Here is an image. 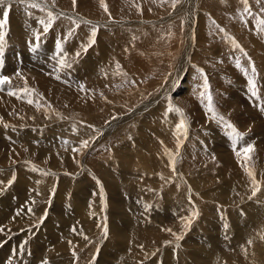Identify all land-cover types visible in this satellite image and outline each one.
Segmentation results:
<instances>
[{"label": "rangeland", "instance_id": "374dc122", "mask_svg": "<svg viewBox=\"0 0 264 264\" xmlns=\"http://www.w3.org/2000/svg\"><path fill=\"white\" fill-rule=\"evenodd\" d=\"M37 2L45 10L16 0H5L3 6L9 9V17L0 76L10 77V84L0 88V211H4L0 251L7 254L1 260L9 264H103V257L110 264H200V260L202 264H264V226L253 227L254 216L264 209V145L261 149L255 144L264 143V25L259 23L264 20V0H248V12L243 0H179L175 7L173 0H104L107 12L100 0H76L75 7L72 0H55L54 5L53 0ZM49 10L57 19L42 35L39 47L30 51L33 33L43 32L39 21H47ZM57 41L70 67L57 63ZM197 69L203 70V77ZM205 77L207 93L223 121L213 118L206 98L200 95L205 91ZM249 78L256 82L255 95ZM8 87L17 94L9 96ZM181 119L186 131L176 128ZM225 122L243 135V143L233 144ZM82 140L90 146L81 149ZM222 141H227L229 150L225 145V150L218 148ZM247 144L254 148L251 158L237 156ZM246 168L260 187L255 196ZM9 180H13L11 185ZM193 212L198 215L185 227L184 219ZM48 219L53 224L58 221L60 230L69 235L62 239L68 242L65 251L42 247ZM173 233L182 238L177 241ZM227 233L229 239L223 245L228 248L215 244ZM108 241L115 248L118 245L122 255L109 250ZM199 245L210 257L193 256ZM10 248H19V254L12 251V258ZM103 250L119 256L114 255L116 260L106 257ZM224 252L230 255L219 259ZM24 254L26 258L17 262Z\"/></svg>", "mask_w": 264, "mask_h": 264}, {"label": "snow or ice", "instance_id": "6c2138e0", "mask_svg": "<svg viewBox=\"0 0 264 264\" xmlns=\"http://www.w3.org/2000/svg\"><path fill=\"white\" fill-rule=\"evenodd\" d=\"M17 3L26 6L28 8H32V9H41V10H45V6L42 2H37V0H16ZM261 0H257V3H260ZM73 6L75 7L76 5V0H72ZM179 3V0H173L172 6L175 7L176 4ZM243 3L245 5L244 7V11L248 12L249 8H248V0H243ZM55 4V0H53V5ZM5 5V0H0V11H2V18H0V56L3 55V51H4V41H5V35L6 33L4 32V28L5 25L8 23V17H9V9L7 7H3ZM100 6L102 8H104L105 12L108 11L107 5L104 3V0H100ZM264 10V9H262ZM111 18V17H110ZM57 19L56 15H54V13L52 11H47V21L45 22L44 20L39 21L40 24L43 25V32H34V40L35 43L30 45V51H35L38 47H39V41L41 40L42 35H45L49 32V30L52 28L53 23L55 22V20ZM75 23V22H74ZM85 23H88L87 21H85ZM259 23L261 25H264V20H260ZM262 31H264V29H261ZM96 34V29L95 27L92 28V32L91 35L94 38ZM69 35H71V33H69ZM94 42L93 40H90V44ZM233 43H235L233 41ZM236 47H239V45L237 44ZM55 49H56V53L57 56L59 57L57 60V63L61 66V67H70L71 65L66 61V59L64 58V56L66 54H63V49H62V45L60 43V41H57L55 44ZM77 55H79V53H77ZM0 63H2V61H0ZM117 67H119V65H117ZM237 67H239V61H237ZM197 71L200 73V75L203 77L204 73L202 69H197ZM256 69L253 66L252 67V72L255 73ZM17 76H20L21 74L19 72L16 73ZM10 84V77L8 76H0V88H2V86ZM248 84L250 85V87L252 88V94L255 95V89H256V82L252 79L249 78L248 80ZM81 88L83 90V85H81ZM203 89L205 91H202L200 93L202 98H206L207 100V111L212 113V116L214 119H218L223 121L224 117L222 116H218L217 113L214 110L213 107V101H212V96L210 93H207V89H208V83H207V78H204V84H203ZM207 93V94H206ZM7 94L9 96H14L17 93L15 91H13L11 88H9ZM19 98V97H18ZM28 103H33L32 100H29ZM169 110H172V105H169ZM175 111L180 114L181 116L183 115L182 110L179 108H175ZM226 123V127H228L231 130V134L233 135V143L235 144L237 141L242 140L243 139V135L240 134L239 132H237V130L234 128L233 125H231L230 123ZM5 127H7V125H5ZM177 130H181L184 129L186 131V124L185 121L183 119L180 120V122L176 125ZM89 141L88 140H82L80 142V148L84 149L89 147ZM177 147L179 148V143L177 145ZM72 151L77 152L79 151V149L77 148H73ZM254 151L253 145L252 144H247L246 146H243L239 149V151H237V156H240L241 154H243L245 156V158L250 159V153H252ZM174 159V158H172ZM33 170H36L35 168ZM247 174L249 175V177L252 179V184L254 185L253 190H252V196H255L256 193L260 190L259 184L257 183V181L254 178V174L249 171L247 168L245 169ZM14 179V178H13ZM13 183V180H9L8 181V185H11ZM251 198V197H250ZM29 212L32 211L31 208L28 209ZM198 215V213L193 212L190 216V218L184 219V224L185 227H189L192 223V220L195 219V217ZM43 220V217L41 218V221ZM225 227H227V225H225ZM3 229L0 228V232H2ZM73 231H76V229L74 228ZM168 231H171L170 229ZM104 235H107V226L105 225L104 227ZM174 236H176V240H180L182 237L177 235L176 233H173ZM86 239V237H85ZM71 243V242H69ZM166 244L169 242H165ZM249 243H251V241H249ZM42 264H47V261H43Z\"/></svg>", "mask_w": 264, "mask_h": 264}, {"label": "bare ground", "instance_id": "6f19581e", "mask_svg": "<svg viewBox=\"0 0 264 264\" xmlns=\"http://www.w3.org/2000/svg\"><path fill=\"white\" fill-rule=\"evenodd\" d=\"M12 9H13V8H12ZM18 13H19V12H18ZM14 18H15V17H14ZM18 18H19V17H18ZM25 18H26V17H25ZM15 19H16V18H15ZM27 19H28V18H27ZM12 20H13V19H12ZM20 20H21V19H20ZM18 21H19V20H18ZM23 21H24V20H23ZM13 23H14V22H13ZM15 26H16V25H15ZM21 26H22V25H21ZM16 27H17V26H16ZM18 50H19V49H18ZM40 56H41V55H40ZM25 57H26V56H25ZM25 57H24V58H25ZM99 59H102V58H99ZM44 64H45V63H44ZM36 77H37V76H36ZM39 77H40V76H39ZM45 77H46V76H45ZM12 85H13V84H12ZM46 85H47V84H46ZM186 85H187V84H186ZM40 86H41V85H40ZM180 86H181V85H180ZM183 87H184V86H183ZM9 88H10V87H8V88H6V89H9ZM6 89H5V90H6ZM5 94H6V93H5ZM18 96H19V95H18ZM12 97H13V96H12ZM66 97H67V96H66ZM3 98H4V97H3ZM20 98H21V97H20ZM50 98H51V97H50ZM63 98H64V96H63ZM63 100H64V99H63ZM66 101H67V100H66ZM59 102H60V101H59ZM63 102H64V101H63ZM71 103H72V101H71ZM71 103H70V104H71ZM74 104H75V103H74ZM72 105H73V104H72ZM230 106H231V105H230ZM17 109H18V108H17ZM249 110H250V109H249ZM17 111H18V110H17ZM1 114H2V113H1ZM132 116H133V115H132ZM151 116H152V115H151ZM251 117H252V116H251ZM151 118H152V117H151ZM257 118H258V117H257ZM149 122H150V120H149ZM63 124H64V123H63ZM148 124H149V123L147 122L146 125H148ZM142 125H143V124H142ZM258 125H259V124H258ZM149 126H150V125H149ZM65 127H66V126H65ZM55 128H56V127H55ZM70 129H71V128H70ZM115 129H116V128H115ZM256 129H258V128H256ZM60 131H61V129H60ZM81 131H82V130H81ZM81 131H80V132H81ZM151 131H152V130H151ZM153 131H154V130H153ZM254 131H255V130H254ZM1 132L3 133V131H1ZM61 132H62V131H61ZM73 132H74V131H73ZM108 132H109V131H108ZM45 133H46V132H45ZM68 133H69V132H68ZM70 133H71V132H70ZM113 133H114V132H113ZM142 133H143V132H142ZM255 133H256V131H255ZM255 133H254V134H255ZM254 134H252V135H254ZM8 135H9V134H8ZM71 135H72V134H71ZM71 135H70V136H71ZM145 135H146V134H145ZM225 135H226V134H225ZM2 136H4V135H2ZM57 136H58V135H57ZM67 136H68V135H67ZM217 136H219V135H217ZM254 136H255V135H254ZM5 137H6V136H5ZM72 137H73V136H72ZM227 137H228V136H227ZM260 137H261V136H260ZM31 138H32V137H31ZM57 138H58V137H57ZM76 138H77V137H76ZM146 138H147V137H146ZM218 138H219V137H218ZM221 138H223V137H221ZM221 138H220V139H221ZM225 138H226V137H225ZM251 138H252V137H251ZM23 139H24V138H23ZM36 140H37V139H36ZM67 140H68V139H67ZM138 140H140V139H138ZM223 140H224V139H223ZM21 141H22V140H21ZM55 141H56V139H55ZM216 141H217V140H216ZM218 141H219V140H218ZM218 141H217V142L214 141L215 144H217ZM241 141H242V140H241ZM241 141H240V142H241ZM56 142H57V141H56ZM140 142H141V141H140ZM145 142H146V140H145ZM151 142H152V141H151ZM222 142H223V141H222ZM226 142H227V141L223 142L224 144L222 143V145H219V144H218V145H219L218 148L220 149V146H221V149H224V148H222V146L225 145ZM232 142H233V141H232ZM253 142H254V140H253ZM256 142H257V140H256ZM23 143H25V141H24ZM141 143H142V142H141ZM237 143H238V142H237ZM242 143H243V141H242ZM19 144H21V143H19ZM65 144H66V143H65ZM142 144H143V143H142ZM147 144H148V142H147ZM149 144H151V143L149 142ZM149 144H148V145H149ZM226 144H227V143H226ZM233 144H234V143H233ZM255 144L257 145L258 148L263 149L261 146H263L264 143H262L261 141H258V143H255ZM0 145H1V144H0ZM22 145H23V144H22ZM213 145H214V144H213ZM237 145H238V144H237ZM239 145H240V143H239ZM243 145H244V144H243ZM1 146H2V145H1ZM4 146H5V145H4ZM15 146H16V144H15ZM30 146H31V145H30ZM53 146H54V145H53ZM61 146H62V144H61ZM145 146H146V145H145ZM150 146H151V145H150ZM235 146H236V145H235ZM32 147H33V146H32ZM41 147H42V145H41ZM44 147H46V146H44ZM44 147H43V148H44ZM56 147H57V146H56ZM138 147H139V146H138ZM141 147H142V146H141ZM223 147H224V146H223ZM225 147L228 148L227 150H229V148H230V146L228 147L227 145H225ZM237 147H239V146H237ZM257 147H256V148H257ZM6 148H7V147H6ZM6 148H5V149H6ZM10 148H12V147H10ZM33 148H34V147H33ZM212 148H214V147H212ZM216 148H217V146H216ZM216 148H215V149H216ZM233 148H234V147H233ZM22 149H23V148H22ZM30 149H31V148H30ZM46 149H47V148H45V150H46ZM52 149H53V148H52ZM54 149H55V148H54ZM125 149H126V148H125ZM150 149H151V148H150ZM239 149H240V148H239ZM19 150H21V149H19ZM48 150H50V149H48ZM59 150H60V149H59ZM123 150H124V149H123ZM123 150H122V152H123ZM127 150H128V149H127ZM129 150H130V149H129ZM216 150H217V149H216ZM224 150H225V149H224ZM24 151H25V150H24ZM41 151H42V148H41ZM217 151H218V150H217ZM235 151H236V150H234V153H236ZM238 151H239V150H238ZM263 151H264V149H263ZM263 151H262V152H263ZM15 152H16V151H15ZM26 152H27V151H26ZM42 152H43V151H42ZM45 152H46V151H45ZM45 152H44V153H45ZM130 152H131V151H130ZM150 152H151V151H150ZM221 152H222V151H221ZM227 152H228V151H227ZM9 153H10V152H9ZM23 153H24V152H23ZM47 153H48V152H47ZM57 153H58V152H57ZM59 153H60V152H59ZM124 153H126V152H124ZM132 153H133V152H132ZM37 154H38V153H37ZM41 154H42V153H41ZM53 154H54V153H53ZM55 154H56V153H55ZM126 154H128V153H126ZM136 154H137V153H136ZM219 154H220V153H219ZM225 154H226V153H225ZM43 155H44V154H43ZM61 155H63V153H61ZM61 155H60V156H61ZM117 155H118V154H117ZM134 155H135V153H134ZM145 155H146V154H145ZM148 155H149V154H148ZM148 155H147V156H148ZM227 155H229V154H227ZM233 155H234V154H233ZM17 156H18V155H17ZM45 156H46V155H45ZM52 156H53V155H52ZM52 156H50V157H52ZM54 156H56V155H54ZM118 156H119V155H118ZM120 156H121V155H120ZM149 156H150V155H149ZM222 156H223V155H222ZM225 156H226V155H225ZM225 156H224V157H225ZM30 157H31V156H30ZM62 157H64V156H62ZM131 157H133V156H131ZM149 158H150V157H149ZM229 158H230V156H229ZM32 159H33V157H32ZM36 159H37V158H36ZM36 159H35V160H36ZM48 160H49V159H48ZM152 160H153V159H152ZM178 160H179V159H178ZM146 161H147V158H146ZM147 162H148V161H147ZM64 163H65V162H64ZM69 163H70V162H69ZM123 163H124V162H123ZM128 163H129V162H128ZM43 164H44V163H43ZM51 166H52V165H51ZM69 166H70V165H69ZM74 166H75V165H74ZM74 166H73V167H74ZM52 168H53V167H52ZM101 169H103V168H101ZM124 169H125V168H124ZM126 169H127V168H126ZM126 169H125V170H126ZM2 171H3V170H2ZM5 171H6V170H5ZM127 171H128V170H126L125 172H127ZM0 172H1V171H0ZM108 172H109V171H108ZM100 173H101V170H100ZM127 173H128V172H127ZM232 173H233V172H232ZM101 174H102V173H101ZM103 176H104V175H103ZM128 176H129V174H128ZM132 176H133V175H132ZM111 177H112V176H111ZM129 177H130V176H129ZM38 178H39V177H38ZM103 178H105V177H103ZM108 178H109V177H108ZM115 178H116V177H115ZM40 179H41V177H40ZM109 180H110V179H109ZM130 180H131V179H130ZM47 181H48V180H47ZM104 181H105V179H104ZM61 182H62V181H61ZM77 183H78V182H77ZM75 184H76V183H75ZM108 184H109V183H108ZM108 184H107V185H108ZM110 184H112V183H110ZM110 184H109V185H110ZM80 185H81V184H80ZM83 185H84V184H83ZM112 185H114V184H112ZM122 185H123V183H122ZM198 185H199V184H198ZM76 186L79 187V185H76ZM81 186H82V185H81ZM26 187H27V186H26ZM61 187H62V186H61ZM83 187H84V186H83ZM83 187H82V189L85 188V187H84V188H83ZM91 187H92V186H91ZM91 187H90V188H91ZM110 187H111V186H110ZM192 187H193V186H192ZM80 188H81V187H80ZM195 188H196V187H195ZM195 188H192V189L195 190ZM39 189H40V188H39ZM57 189H58V188H57ZM67 189H68V188H67ZM82 189H81V191H82ZM41 190H42V189H41ZM58 190H61V189H58ZM63 190L65 191L66 189L64 188ZM63 190H62V191H63ZM78 190L80 191V189H78ZM85 190H86V189H85ZM64 191H63V193H64ZM68 191H69V190H68ZM68 191H67V192H68ZM71 191H72V190H71ZM75 191H77V190L75 189ZM90 191H91V190H90ZM198 191H200L199 188H198ZM198 191H196V192H197L196 195L198 194ZM201 191H202V189H201ZM58 192H59V191H57V193H58ZM117 192H118V191H117ZM223 192H225V191H223ZM68 193L70 194V191H69ZM132 193H133V192H132ZM169 193H170V192H169ZM193 193H194V192H193ZM202 193H203V192H202ZM202 193H201V195H202ZM64 194H66V193H64ZM71 194H72V193H71ZM81 194H82V193H81ZM88 194H89V192H88ZM130 194H131V192H130ZM220 194H221V193H220ZM225 194H226V193H225ZM225 194L223 193V195H225ZM31 195H32V194H31ZM56 195H60V193H58V194H56ZM168 195H169V194H168ZM27 196H28V195H27ZM60 196H61V195H60ZM62 196H63V195H62ZM72 196H73V195H72ZM65 197H66V196H65ZM65 197H63L62 199H64ZM83 197H84V196H83ZM86 197H87V196H86ZM86 197H84V198H86ZM203 197H204V195H203ZM205 197H206V196H205ZM14 198H15V197H14ZM16 198H17V197H16ZM24 198H25V197H24ZM29 198H30V197H29ZM29 198H27V199H29ZM58 198H59V200H60V197H58ZM77 198H78V197H77ZM206 198H207V197H206ZM206 198H205V199H206ZM62 199H61V201H62ZM65 199H66V198H65ZM65 199H64V200H65ZM78 199H80V198H78ZM86 199H87V198H86ZM11 200H12V199H11ZM16 200H17V199H16ZM23 200H24V199H23ZM110 200H111V199H110ZM183 200H184V199H183ZM9 201H10V200H9ZM9 201H7V202H9ZM61 201H59V202H61ZM92 201H93V200H92ZM224 201H226V200H224ZM19 202H20V201H19ZM23 202H24V201H23ZM78 202H79V201H78ZM83 202H84V201H83ZM231 202H232V201H231ZM234 202H235V200H234ZM234 202H232V203H234ZM2 203H3V202H2ZM9 203H11V201H10ZM70 203H71V202H70ZM74 203H75V202H74ZM85 203H86V202H85ZM89 203H90V202H89ZM167 203H168V202H167ZM225 203H226V202H225ZM232 203H230V205H231ZM7 204H8V203H7ZM126 204H127V203H126ZM128 204H130V203H128ZM135 204H136V203H135ZM169 204H170V202H169ZM234 204H235V203H234ZM12 205H13V203H12ZM19 205H20V204H19ZM23 205H24V204H23ZM56 205H58V204H56ZM56 205H55V206H56ZM66 205H67V204H66ZM171 205H172V204H171ZM180 205H181V204H180ZM228 205H229V201H228ZM232 205H233V204H232ZM259 205H261V204H259ZM259 205H258L257 207H261V206H259ZM72 206H73V204H72ZM93 206H94V205H93ZM132 206H133V205H132ZM167 206H168V205H167ZM172 206H173V205H172ZM175 206H176V205H175ZM235 206H236V205H235ZM5 207H6V206H5ZM19 207H20V206H19ZM22 207H23V206H22ZM77 207H78V206H77ZM82 207H83V206H82ZM82 207H81V208H82ZM79 208H80V207H79ZM94 208H95V207H94ZM128 208H129V206H128ZM175 208H176V207H175ZM242 208H243V207H242ZM12 209H13V208H12ZM16 209H17V208H16ZM74 209H75V208H74ZM143 209H144V208H143ZM229 209H230V208H229ZM229 209H228V210H229ZM57 210H58V209H57ZM75 210H76V209H75ZM78 210H79V209H78ZM139 210H140V209H139ZM60 211H61V209H60ZM80 211H81V209H80ZM80 211H78V212H80ZM111 211H112V210H111ZM146 211H147V210H146ZM229 211H230V210H229ZM233 211H234V210H233ZM235 211H236V210H235ZM247 211H248V210H247ZM258 211H259V213H258L257 215L254 216V217L256 218L257 221H255L256 223L253 225V227H257L258 229H260L261 226H264V209L262 208V209H259ZM3 212H4V211H3ZM3 212L0 211V219L4 217V213H3ZM19 212H20V211H19ZM61 212H62V211H61ZM76 212H77V211H76ZM80 213H81V212H80ZM83 213H86V212H83ZM83 213H82V214H83ZM87 213H88V212H87ZM87 213H86V214H87ZM245 213H246V212H245ZM17 214H18V212H17ZM71 214H72V213H71ZM78 214H79V213H78ZM150 214H151V213H150ZM242 214H243V213H242ZM26 215H27V214H26ZM51 215H52V214H51ZM60 215H61V214H60ZM157 215H158V214H157ZM214 215H215V214H214ZM16 216H17V215H16ZM16 216H15V217H16ZM52 216H53V215H52ZM79 216H80V215H79ZM79 216H78V217H79ZM86 216H87V215H86ZM86 216H85V217H86ZM133 216H134V215H133ZM230 216H231V215H230ZM17 217H18V216H17ZM26 217H27V216H26ZM57 217H58V216H57ZM69 217H70V216H69ZM71 217H72V216H71ZM81 217H82V216H81ZM88 217H90V216H88ZM88 217H87V218H88ZM111 217H113V216H111ZM160 217H161V216H160ZM160 217H159V218H160ZM231 217H232V216H231ZM5 218H6V215H5ZM22 218H23V216H22ZM22 218H21V219H22ZM48 218H49V217H48ZM55 218H56V216H55ZM60 218H61V217H60ZM73 218H74V217H73ZM76 218H77V217H76ZM113 218H114V217H113ZM130 218H131V217H130ZM155 218H157V217H155ZM221 218H222V217H221ZM18 219H19V218H18ZM18 219H17V221H18ZM50 219H51V218H50ZM52 219H53V217H52ZM62 219H63V218H62ZM66 219H67V218H66ZM66 219H65V220H66ZM120 219H121V217H119V220H120ZM122 219H123V217H122ZM124 219H125V218H124ZM124 219H123V221H124ZM26 220H27V219H26ZM55 220H56V219H55ZM76 220H77V219H76ZM78 220H79V219H78ZM83 220L85 221V219H83ZM83 220L81 219V220H80V223H81V221L84 223ZM119 220L117 219L118 222H119ZM4 221H5V220H4ZM45 221H46V220H45ZM48 221H49V219H48ZM53 221H54V220H52V222H53ZM60 221H61V220H60ZM62 221H63V220H62ZM66 221H67V220H66ZM69 221H70V220H69ZM74 221H75V220H74ZM111 221H112V220H111ZM123 221H121V222H123ZM151 221H152V220H151ZM15 222H16V220H15ZM22 222H23V219H22ZM35 222H36V221H35ZM52 222L49 221V225L47 226V233H48V235L46 236V237H47L46 240H44V242L42 243V247H43V248L47 247V248H49V249H52V247H53V248H56V249H63V250H64V248H65V244H67L68 242L64 244L63 241H62V239L68 237L69 235H68V234H67V235L64 234V233H63L64 231L62 232V231L60 230V229H61V225H60V224H57V223H59L58 221H57V223H56L57 225L54 223L56 226H55ZM77 222L79 223V221H77ZM113 222H114V221H113ZM121 222H119V223H121ZM124 222H127V221H124ZM157 222H158V221H157ZM159 222H160V220H159ZM1 223H2V222H1ZM46 223H47V222H46ZM71 223H72V222H71ZM78 223H76V224H78ZM80 223H79V224H80ZM83 223H82V224H83ZM87 223H89V222L87 221ZM136 223H137V222H136ZM18 224H19V223H18ZM44 224H45V223H44ZM44 224H43V225H44ZM64 224H66V223H64ZM89 224H90V223H89ZM122 224H123V223H122ZM122 224H121V225H122ZM127 224H128V222H127ZM157 224H159V223H157ZM157 224H156V225H157ZM242 224H243V223H242ZM45 225H46V224H45ZM45 225H44V226H45ZM59 225H60V226H59ZM86 225H87V224H86ZM113 225H114V223H113ZM113 225H112V227H113ZM124 225H125V224H124ZM136 225H137V224H136ZM0 226H1V225H0ZM7 226H9V225H7ZM17 226H18V225H17ZM66 226H67V224H66ZM110 226H111V225H110ZM110 226H108V227H110ZM118 226H119V225H118ZM122 226H123V225H122ZM126 226H127V225H126ZM126 226H125V227H126ZM128 226H129V225H128ZM128 226H127V228H128ZM132 226H133V224H132ZM213 226H214V225H213ZM222 226H223V225H222ZM250 226H251V225H250ZM40 227H41V226H40ZM58 227H59V228H58ZM71 227H72V226H71ZM75 227H76V226H75ZM79 227H81V226H79ZM87 227H88V226H87ZM133 227H134V226H133ZM133 227H131V228H133ZM145 227H147V226H145ZM145 227H143V228H145ZM149 227H150V226H149ZM5 228H6V227H5ZM5 228H4V229H5ZM20 228H21V227H20ZM44 228H45V227H44ZM77 228H78V227H77ZM135 228H137V227H135ZM206 228H207V227H206ZM228 228H229V227H228ZM246 228H248V227H246ZM2 229H3V228H2ZM45 229H46V228H45ZM45 229H44V230H45ZM55 229H57V231H55ZM65 229H66V227H65ZM68 229H69V228H68ZM70 229H71V228H70ZM78 229H79V228H78ZM112 229H115V228H112ZM128 229H129V228H128ZM128 229H127V232H128ZM212 229H213V228H212ZM39 230L41 231V229H39ZM62 230H63V228H62ZM115 230H116V229H115ZM121 230H122V229H121ZM145 230L147 231V230H149V229L147 228V229H145ZM145 230H143V231H145ZM218 230H219V229H218ZM42 231H43V230H42ZM79 231H80V230H79ZM82 231H83V230H82ZM82 231H81V232H82ZM116 231H117V232L119 231V233L121 232L120 230H118V227H117V230H116ZM123 231H124V229H123ZM212 231H214V230H212ZM225 231H226V230H225ZM231 231H232V230H231ZM18 232H19V231H18ZM37 232H39V231L37 230ZM43 232H44V231H43ZM43 232H42V233H43ZM45 232H46V231H45ZM54 232H55L56 234H54ZM59 232H61L62 234H59ZM83 232H84V231H83ZM85 232H86V228H85ZM152 232H153V231H152ZM220 232H221V231H220ZM227 232H228V231H227ZM0 233H1V232H0ZM2 233H3V232H2ZM2 233H1V234H2ZM109 233H110V232H109ZM112 233H113V231H112ZM119 233H118V236H119ZM133 233H134V232H133ZM135 233H136V232H135ZM135 233H134V235H135ZM138 233H139V232H138ZM144 233H145V232H144ZM146 233H147V232H146ZM153 233H154V232H153ZM155 233H157V232H155ZM249 233H252L251 230H250ZM33 234H34V233H33ZM69 234H70V233H69ZM87 234H88V233H87ZM116 234H117V233H116ZM140 234H141V233H140ZM140 234H139V235H140ZM149 234H150V233H149ZM220 234H221V233H220ZM4 235H6V234L4 233ZM7 235H9V234H7ZM39 235H40V234H39ZM43 235H44V234H43ZM62 235H63V236H62ZM70 235H71V234H70ZM85 235H86V234H85ZM121 235H123V232H122ZM154 235H155V234H154ZM158 235H159V234H158ZM209 235H210V234H209ZM229 235H230V234H228V233H227V234H224L222 240H217V242H216V240H215V244L218 243L219 245L225 246V248H226L227 245H223V243H225V242H223V241L228 240V239H229V238H228ZM238 235H239V234H238ZM2 236H3V235H2ZM33 236H34V235H33ZM73 236H74V235H73ZM76 236H77V235H76ZM113 236L115 237V235H113ZM113 236H112V237H113ZM221 236H222V235H221ZM239 236H240V235H239ZM239 236H238V237H239ZM37 237H38V235H37ZM88 237H89V236H88ZM88 237H87V239H88ZM125 237H126V236H125ZM132 237H133V236H131V239H132ZM136 237H137V236H136ZM138 237H139V236H138ZM7 238H8V237H7ZM38 238H39V237H38ZM81 238H82V237H81ZM81 238H80V239H81ZM116 238H118V237L116 236ZM116 238H115V240H116ZM119 238H121V237L119 236ZM122 238H123V236H122ZM189 238H190V237H189ZM201 238H202V237H201ZM201 238H200V239H201ZM206 238H207V237H206ZM48 239H49V240H48ZM69 239H71V237H70ZM87 239H86V240H87ZM108 239H109V237H108ZM200 239H199V240H200ZM216 239H217V237H216ZM0 240H1V239H0ZM9 240H11V239H9ZM111 240H112V238H111ZM111 240H110V241H111ZM118 240H119V239H117V241H118ZM124 240H125V238H124ZM128 240H129V238H128ZM134 240H135V239H134ZM138 240H139V239H138ZM207 240H208V239H207ZM5 241H6V240H5ZM51 241H54L55 244H57V245H56V246H52L53 244H52ZM65 241H66V240H65ZM70 241H71V240H70ZM72 241H73V239H72ZM80 241H81V240H80ZM110 241H108V244H107L106 247H107L109 250H113V249H111V248H114V250L116 251V252L114 251L115 253H118V254L122 255V254H121V251H120V248H118L119 246L117 245V248H118V249L115 248L116 246H114L113 241H112L111 243H110ZM121 241H122V240H121ZM135 241H136V240H135ZM1 242L3 243L4 241L2 240ZM1 242H0V244H1ZM125 242H126V241H125ZM128 242H129V241H128ZM130 242H131V241H130ZM136 242H137V241H136ZM139 242H141V241H139ZM195 242H196V241H195ZM201 242H202V241H201ZM241 242H242V241H241ZM114 243L117 244L118 242H117V243L114 242ZM121 243H122V242H121ZM131 243H134V242L132 241ZM137 243H138V242H137ZM197 243H198V242H197ZM197 243H196V245H197ZM14 244H15V243H14ZM123 244L125 245V244H127V242H126V243H123ZM138 244H139V243H138ZM138 244H137V246L139 247ZM194 244H195V243H194ZM198 244H199V243H198ZM200 244H201V243H200ZM243 244H244V243H243ZM246 244H247V243H246ZM2 245H3V244H2ZM15 245H17V244H15ZM23 245H24V244H23ZM76 245H77V244H76ZM130 245H132V244H130ZM145 245H146V244H145ZM196 245H193V246H195V248H196ZM202 245H203V242H202ZM204 245H205V244H204ZM4 246H5V245H4ZM4 246H2V247H4ZM35 246H36V244H35ZM137 246H136V247H137ZM199 246H200V245H199ZM206 246H207V244H206ZM252 246H253V245H252ZM19 247H22V246H19ZM27 247H28V246H26L25 248H27ZM128 247H129V246H128ZM128 247H125L126 249H124V248H123V249H124V250H127ZM134 247H135V245H134ZM136 247H135V248H136ZM138 247H137V248H138ZM200 247H201V246H200ZM6 248H7V247H6ZM6 248H5V250H6ZM22 248H23V247H22ZM25 248H23V249H25ZM33 248H34V247H33ZM101 248H102V247H101ZM129 248H131V246H130ZM129 248H128V249H129ZM197 248H198L199 251H195V250H193L194 252H192L193 256L195 255L196 257H198L197 259L202 258L203 256H204V257H210V256H208V255L206 254V252H204L205 249L203 248V246L201 247L202 250H203V251H202L203 254H202V252L200 251L201 248H200V249H199V247H197ZM205 248H206V247H205ZM218 248H219V247H218ZM227 248H228V246H227ZM8 249H9V248H8ZM132 249H133V248H131V251H132ZM182 249H183V248H182ZM185 249H187V248H185ZM191 249H192V248H191ZM191 249H188V253H187L188 255H192V254H189V250H191ZM215 249H216V248H215ZM254 249H255V248H254ZM254 249H253V250H254ZM2 250H3V248H2ZM25 250H26V249H25ZM218 250H219V249H218ZM224 250H225V249H224ZM238 250H239V249H238ZM12 251L14 252V255H15V256H16L17 254H19V248H15V249L10 248V250L8 251V255H10L11 257H12V256L14 257V255L11 254ZM41 251H42V249H41ZM58 251H59V250H58ZM64 251H65V250H64ZM103 251H104V250H103ZM106 251H107V250H106ZM106 251H104V253L102 252V254H104L106 257H109V258H112V259L115 258V256H116L115 254H114L115 256H114L113 254H112V255H113V256H112V255L109 254L110 252L108 253V252H106ZM182 251H183V250H182ZM185 251L187 252V250H185ZM209 251H210V250H209ZM246 251H247V250H246ZM246 251H245V252H246ZM251 251H252V250H250V252H251ZM254 251H255V250H254ZM21 252H22V251H21ZM23 252H24V250H23ZM27 252H28V251H27ZM35 252H36V250H35ZM42 252H43V251H42ZM53 252H54V250H53ZM62 252H63V251H62ZM183 252H184V251H183ZM190 252H191V251H190ZM210 252H211V251H210ZM261 252H262V251H261ZM5 253H6V252H5ZM24 253H25V252H24ZM28 253H29V252H28ZM28 253H27V254H28ZM37 253H38V252H37ZM44 253H46V252H44ZM55 253H57V252H55ZM129 253H131V252H129ZM129 253H128V254H129ZM214 253H215V252H214ZM214 253H213V254H214ZM219 253H220V252H219ZM253 253H254V252H253ZM253 253H252V254H253ZM257 253H258V252H257ZM20 254L22 255V253H20ZM46 254H47V253H46ZM50 254H53V253L50 252ZM124 254H125V253H124ZM175 254H176V253H175ZM180 254H181V253H180ZM213 254H212V255H213ZM252 254H250V255H252ZM255 254H256V252H255ZM3 255H7V254H3V252L0 251V264H9V263H5L6 261L3 262V261L1 260V257H2ZM37 255H38V254H37ZM104 255H103V256H104ZM215 255H216V254H215ZM228 255H230V254H228L227 252H224V253H222V257H221V258H219V257H216V258L223 259V258H225V257L228 256ZM10 256H9V258H10ZM39 256H40V255H39ZM45 256H46V258L44 257V254H43V257H44L45 259H47V255H45ZM51 256H52V255H51ZM51 256H49V257H51ZM53 256H54V255H53ZM117 256H119V255H117ZM117 256H116V257H117ZM147 256H148V255H147ZM186 256H187V255H186ZM252 256H254V255H252ZM13 257H12V258H13ZM21 257H22V256H21ZM54 257H57V256H54ZM68 257H69V256H68ZM170 257H171V254H170ZM182 257H183V256L181 255V258H182ZM189 257H190V256H189ZM234 257H235V256H234ZM4 258H5V257H4ZM7 258H8V257H7ZM9 258H8V259H9ZM16 258H17V257H16ZM25 258H26V256H25V254H24V256H23L21 259L17 260V262H18V261H22V260H24ZM40 258H42V257H40ZM129 258L131 259V257H129ZM178 258L180 259L179 256H178ZM186 258H187V257H186ZM190 258L192 259L193 257L191 256ZM228 258H229V257H228ZM228 258H227V259H228ZM10 259H11V258H10ZM36 259H37V258H36ZM50 259H52V258H50ZM56 259H58V257H57ZM56 259H55V260H56ZM67 259H68V258H67ZM72 259H73V258H72ZM170 259L172 260V258H170ZM183 259H184V258H183ZM183 259H182V261H183ZM193 259H194V258H193ZM231 259H232V258H231ZM235 259H236V258H234L233 260H235ZM255 259H256V258H255ZM5 260H7V259H5ZM14 260H15V259H14ZM14 260L12 259V262H13ZM31 260H32V258H31ZM31 260H30V261H31ZM55 260H54V261H55ZM61 260H63V259H61ZM100 260H101V263H103V264H110V263H108L107 261H105V260L103 259V257H101ZM115 260H116V258H115ZM127 260H128V259H127ZM195 260H196V259H195ZM195 260H194V261H195ZM204 260H205V259H204ZM213 260H215V259H213ZM10 261H11V260H10ZM15 261H16V260H15ZM36 261H37V260H36ZM49 261H50V260H49ZM56 261H57V260H56ZM110 261H111V260H110ZM172 261H173V260H172ZM174 261H176V260H174ZM182 261H181V262H182ZM194 261H193V262H194ZM198 261H199V260H198ZM198 261H197V262H198ZM208 261H209V259H208ZM221 261H222V260H221ZM238 261H239V260H238ZM7 262H8V261H7ZM12 262H11V263H12ZM58 262H59V261H58ZM69 262H70V261H69ZM94 262H95V261H94ZM131 262H132V261H131ZM178 262L180 263V260H179ZM201 262H202V261L200 260V264H202ZM206 262H207V261H206ZM222 262H223V261H222ZM222 262H221V263H222ZM15 263H16V262H13L12 264H15ZM23 263H27V262H23ZM30 263H31V262H30ZM55 263H56V262H55ZM92 263H93V262H92ZM155 263H156V262H155ZM198 263H199V262H198ZM209 263H210V261H209ZM213 263H214V261H213ZM218 263H220V262H218ZM223 263H224V262H223ZM16 264H17V263H16ZM21 264H22V262H21ZM27 264H29V263H27ZM38 264H41V263H38ZM56 264H57V263H56ZM60 264H61V263H60ZM129 264H130V263H129ZM183 264H184V263H183ZM185 264H186V262H185ZM229 264H230V263H229Z\"/></svg>", "mask_w": 264, "mask_h": 264}]
</instances>
